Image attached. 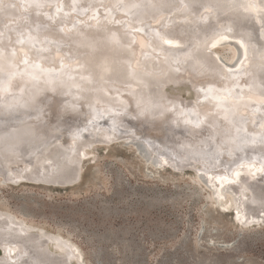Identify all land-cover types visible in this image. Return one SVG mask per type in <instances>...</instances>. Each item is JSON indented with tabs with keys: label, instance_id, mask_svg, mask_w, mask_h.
I'll list each match as a JSON object with an SVG mask.
<instances>
[{
	"label": "bare ground",
	"instance_id": "bare-ground-1",
	"mask_svg": "<svg viewBox=\"0 0 264 264\" xmlns=\"http://www.w3.org/2000/svg\"><path fill=\"white\" fill-rule=\"evenodd\" d=\"M44 1L0 0V34L2 36L4 32L6 47L12 50L9 56L0 54V67L4 66L3 70L8 73L0 77L2 95L0 134L7 133V127L9 128L11 122L23 125L20 128L27 129L31 137L39 133L45 134L46 137L61 124L68 127V132L66 131L67 134L63 132V137L66 135V140L63 141L58 138L52 139L58 134L57 132L46 141L22 138L20 146H23V153L27 159L5 157L0 154V165L7 168L3 176L16 184L19 181L41 183L36 180L38 178L47 179L41 183L42 185L59 186L60 182L70 184L78 178L79 161L76 155L83 146L89 144L91 139L85 138L84 141L75 142L74 146L68 148H64L62 144H67L76 136H82L79 135V128L89 129L87 131L89 133L94 132L95 127L100 128L94 119L99 121L106 116L110 120H121L127 116L131 118L130 116L135 112L143 113L146 117L150 116V124L148 122L147 126L149 130H145L144 135L141 132L137 142L153 141L155 137L150 132L157 130L153 128L155 126L162 128L176 125L185 127L186 130L193 127L191 132L196 130L197 133L189 136V140L188 137H181V140L175 139L174 142L181 145L185 141L190 147L184 150L198 151L203 155L204 161L192 160L194 163L191 164L201 165L203 171L212 177L211 181L217 187V191L226 188L229 190V183H237L250 190L247 182H251L256 175L264 176V113L251 115L252 121L247 129L243 128L244 122L238 115L242 105L249 99L264 97V84L260 86L259 93H249L250 90L259 88V81L254 83L253 74L247 77L244 84L237 82L232 75L227 74L224 79L222 69L218 68L212 57L204 52L213 42L216 46L230 43L236 49L234 57L237 56L234 65L229 64L230 70L241 71L243 67L264 76V25L259 19L260 14L264 16V0H87L88 3L71 8L60 0ZM182 4L187 8L173 11ZM207 4L213 5L214 11L207 8ZM73 10L81 13H73ZM202 11H210L212 14L205 13L201 18ZM131 15L141 16V19L138 18L130 24ZM26 17L37 18L28 19L27 24H22ZM230 18L239 24L240 30L236 34L227 27ZM199 26L201 28H198ZM31 27H35L37 31L27 36L25 32ZM11 28L14 32L7 38ZM61 30L66 34H57L61 33ZM195 30L202 32L198 36L190 34ZM245 30L247 33L250 32V36ZM256 30L260 41L256 40ZM51 31L55 32L53 38H49L51 33L48 32ZM191 35L194 37L191 38ZM112 36L118 38V41L112 39ZM69 40L83 42L90 48L101 47L103 51L110 47L108 52L116 59V64L113 67L111 65V69L118 80L107 85L102 80H96V77L95 80L92 79L91 76H95L94 72L97 69L94 67L98 60L97 56L88 64H83L84 58L79 59L78 62L65 58L64 53L68 52L66 42ZM20 43L30 46L36 52L41 53L46 50L49 57H53L52 62L39 69L31 66L30 60L24 61L23 56L28 51L24 46H18ZM146 44L151 48L148 49ZM48 45L53 46L48 47ZM236 47L239 49V56ZM57 48H60L59 52H56ZM147 53L150 55L147 56ZM152 53L156 56L154 57ZM199 56L210 59L211 65L217 68L215 77L210 75L209 69L201 67ZM146 60L150 62L148 66ZM178 60H187L189 68L191 66L198 75L192 77L185 69L173 73V68L175 70L178 68L174 61ZM160 65H165V70L169 68L167 75L170 76L172 84H188L193 89L194 96L191 102L184 103L176 95L164 94L163 89L168 83L161 85L160 82L164 81L165 75H159V71L155 69ZM96 66L99 65L96 63ZM49 70L52 72L51 74L47 72L50 78L36 80L35 76L39 71ZM78 79L84 81L89 79L92 84L96 82L91 93L104 96L108 103H92L90 90L86 95H80L81 99H76L73 88ZM135 81L140 87L130 84ZM22 85H30L29 94L24 95L23 90L19 91ZM46 89H50V92ZM86 91L87 89L84 92ZM20 96L24 98L22 103L18 100ZM200 104L212 106L209 115L198 108ZM9 108H14V111L6 115L5 112ZM76 118L79 121L78 125L73 124L72 121L68 123L69 120ZM213 124H215L214 129L211 128ZM260 128L263 130H259ZM100 132L108 131L100 130L98 133ZM135 133H125L123 136L127 140H132L131 136ZM257 141L261 142L258 147L236 151L242 145L250 146L252 142L256 144ZM211 145L215 146L213 151H210ZM137 149L138 154H141L146 161L152 159L154 163L176 166L165 154L154 148L148 146L145 153ZM223 164L227 169L219 171V167ZM15 165L18 168L14 173ZM22 165L26 167L24 170ZM202 175L206 178L205 174ZM205 180L207 182V178ZM254 184L258 186L259 196H263L264 188ZM234 199L237 211L236 214L233 211V214L238 222L250 225L264 221L263 206L258 204L240 214L238 207H241L244 201L237 193H234ZM21 221H18V218L16 220L7 211L0 210V247L3 252L0 256V264H64L65 261L81 263L78 249L76 250L67 239L44 231L29 233L30 228ZM48 242H53V248L58 249L62 255L48 251L46 246Z\"/></svg>",
	"mask_w": 264,
	"mask_h": 264
},
{
	"label": "rangeland",
	"instance_id": "rangeland-1",
	"mask_svg": "<svg viewBox=\"0 0 264 264\" xmlns=\"http://www.w3.org/2000/svg\"><path fill=\"white\" fill-rule=\"evenodd\" d=\"M186 8L182 4L173 11ZM202 13L200 17L210 11ZM205 50L222 69L224 79L228 74L244 84L252 74L243 67L241 71L229 69L237 60L232 44L216 46L213 42ZM163 92L176 95L184 103L194 96L193 89L182 83H168ZM198 108L206 115L212 110L209 104ZM241 108L238 115L247 129L251 115L264 113V97L251 98ZM158 132L151 130L150 134L155 137ZM140 134L136 132L133 137L139 140ZM98 138L108 142L82 147L76 155L78 178L70 184H16L3 182L0 174V210L22 220L29 233L44 231L67 239L78 249L80 264H264V221L243 225L234 217V193L245 201L251 190L229 183V190L217 191L212 177L198 163L196 169H178L152 159L146 161L134 141L129 143L125 137L117 139L112 133L100 132ZM75 140L62 146L72 147ZM17 168L15 165L14 173ZM226 169L225 164L219 167V171ZM199 172L205 174L206 183L198 178ZM254 178L252 181L263 189L264 176ZM46 246L48 251L62 255L53 248V242ZM2 253L0 247V256Z\"/></svg>",
	"mask_w": 264,
	"mask_h": 264
},
{
	"label": "water",
	"instance_id": "water-1",
	"mask_svg": "<svg viewBox=\"0 0 264 264\" xmlns=\"http://www.w3.org/2000/svg\"><path fill=\"white\" fill-rule=\"evenodd\" d=\"M41 1H44V0H41ZM60 1H62V3L64 2V4H67L68 6H70V8H71V6L78 7V6H80V4L88 3L87 0H60ZM44 2H49V1L46 0ZM213 7H214L213 5L207 4V8H211L214 11ZM73 11H71V12L76 13V14L77 13L78 14L81 13L80 11H77V10H73ZM186 12H191V11H186ZM258 13H260V12H258ZM210 14H212V12ZM209 17H210V20H212V17L211 16H209ZM36 18H27L26 17L24 23H22V24H27L29 20H32V19L35 20ZM138 18L141 19V16H137V15L133 16V15H131L130 18H129L130 19L129 23L132 24L133 22L138 20ZM259 19L261 20L262 24L264 25V16H263V14H260ZM37 25L41 26V24H37ZM227 27L229 29H231L235 34L238 33V31L240 30L239 24H237L235 22V20H233L232 18H230L228 20ZM198 28H201V26H199ZM13 30L14 29H12V28L9 30V33H7L8 34L7 38H8L9 35H11L10 33L14 32ZM36 31L37 30H36L35 27L34 28L31 27L25 32V34H27V36H28V34H34V32H36ZM53 32L54 31L48 32V34L51 33V35H50L51 37H49V38H53L54 37L55 32L54 33ZM60 32L61 33H57V34H59V35L66 34L65 31L61 30ZM201 32H199L198 30H195V31H193V33H190V34H193L194 36H198V34L201 33ZM246 33H247V31H246ZM247 34H248V36H250V32L249 31H248ZM254 34H255V31H254ZM168 35H170V34H168ZM188 36H189V34H188ZM194 36L191 35L190 37L192 38ZM256 36H257L256 40L260 41V38L258 36V31L257 30H256ZM43 37L45 38V36H43ZM5 39H6V37L4 36V32H3L2 36L0 34V54H3V55L5 54V55L9 56V53H11L12 50H10L9 48L7 49L8 46L6 47V42L7 41H4ZM46 39H48V38H46ZM112 39L118 41V38H116L114 36H112ZM66 43H67V45L66 44H63V45L64 46L66 45V48H67L68 52H65L64 56H65V58H67L70 61L71 60H76L78 62L79 59H83L84 58L85 62H83V64L84 63L88 64V62H92V60L96 56L98 57L97 58L98 60H97L96 63L99 66H96V63H95L94 67H96L97 69L94 72L95 76L94 75L91 76L93 80H95L94 78L96 77L97 78L96 80H102L107 85L110 84V82L118 80L116 78V76L113 75L114 72L111 69L113 67V65L116 64L115 63L116 59L113 58L111 53L108 52L110 47H108V50L106 49V51H103V49L100 47L101 49L99 48L100 49V51H99L98 47H91L90 48V46L88 47V45L83 43V42L82 43L81 42L78 43V41L73 42L72 40H69ZM73 45L75 46L74 48H73ZM18 46H24V48H26V50L28 51V52H26V55L23 56V58L25 59L24 61H29L30 60V62L32 64L31 66H33V67L35 66L37 69H39L41 67L44 68L46 66L45 64H48L49 62H52L51 60H52L53 57L52 58L49 57V54H47L46 50H43L42 52L44 54H41L42 52L41 53L40 52H36L30 46H27V45L25 46V44H21L20 43ZM50 46L52 47L53 45H48V47H50ZM146 46L149 49V47H150L149 44H146ZM47 48H45V49H47ZM59 49L57 48L56 52H59ZM93 50H96V51H93ZM237 51H238V56H239L240 52H239L238 48H237ZM93 52H95V53H93ZM21 53H20V55H21ZM93 54H99V55H93ZM146 55L149 56L150 54L147 53ZM195 55L196 54H194V56ZM248 55L250 57V52L248 53ZM198 59L201 62V64H200V65H202L201 67L203 69H209V71L211 73L210 75L212 77H215L216 72H217V70H216L217 68L215 66L211 65L210 59L207 60V58L204 57V56H202V57L199 56ZM211 59L214 60L213 58H211ZM59 60H61V59H59ZM145 62H147L146 66H148L149 63H150V62H148V60H146ZM186 62H187V60H184V61L183 60H178L176 62L174 61L175 65H177L178 68L176 70H175V68H173L174 69L173 73H176L177 71H181V70L185 69L186 71H188L192 75V77L197 76L198 72H194L193 68L191 66L189 68V64H188V62L187 63ZM111 65H112V67H111ZM164 66L165 65H160L159 68L158 67H156V68L154 67L155 69H157V72L159 71L158 72V73H160L159 75H162V74L165 75L164 81L160 82V83H162L161 85L166 84V83H171L170 81H172L170 76L167 75L168 71H170L169 68H167L168 70L167 69L165 70ZM3 67L4 66L0 67V77H3L5 75V73H7L6 70H3ZM33 67H31V68L33 69ZM48 68H49V66H48ZM80 68H81V66H80ZM47 72L50 73V74L52 73V72H50V70L46 71V72L45 71H39V73H37L36 76H35L36 80L39 81V79L42 80V78L47 80L48 78H50V76H49L50 74H47ZM251 73L253 74L254 83H257L259 81L258 82L259 88H256V90H250L249 93L250 92L251 93H259L260 88H261L260 86L264 84V76H262L260 73L259 74L255 73V72H251ZM109 79H110V81L108 82ZM78 81H77V84L73 88L74 89L73 92L75 93L76 99L77 98L81 99L80 95L84 96V94L86 95L87 93H89V90H90L89 96L91 97L92 103H96V102L97 103H99V102L108 103V100L105 99L104 96H96L93 93H91V89L93 88L94 85H96V82H94V84H92V83H90L91 80H89V79H87L86 81H84V79H78ZM135 82H130V84H133V86L135 85L136 87L140 85L138 82H136V83ZM29 87H30V85H22L21 89L19 91L23 90V94L24 95L27 94V93L29 94L30 93L29 90H28ZM85 89H87L86 93L84 92ZM46 90H44V91H46ZM47 91L50 92V89H48ZM76 91H78L79 93H76ZM158 91H160V90H158ZM60 93H58V94H60ZM1 96L2 95L0 94V98H1ZM18 98H19L18 99L19 103H22L24 101V98H22V96H20ZM26 98L27 97H25V99ZM13 109L9 108L8 110H6V112H5L6 115L12 114L13 111H14ZM260 114L262 116V113H260ZM130 117L131 118H129V116H127L126 118H122L121 120H114V119L110 120V119H108L105 116L103 118H100L99 121H97L96 119L93 118L94 121L97 122L98 127H100V128H96L95 127V131L99 132L100 130H103V131L105 130V131H108V132H112L114 134V136L118 137L117 139H119V138L121 139V138H124L123 135L125 133L129 134L130 132H134V133L135 132H137V133L138 132H142V134L144 135L146 133L145 130H149L147 126H148V122H149V117L150 116L146 117V116H144L143 113L141 114V113L135 112V113H133V116H130ZM71 121H72L73 124H76V125L79 124L78 118H76L74 120H69L68 123H70ZM211 121L213 122L214 120H211ZM149 124H150V122H149ZM21 126H23V125L16 124L15 122H11V124H9V128L7 127V130H6L7 133H5L4 135L0 134V154H1V156H5V157H9L10 156L12 158H16L17 157V158H21V159L22 158H26L24 153H23V151H24L23 150V146L22 147L20 146L22 141H23L22 138H26V139H29V140H32V141H36V140L46 141V140H50L53 137L54 132H57L58 134L56 136H54L52 139L58 138V139L63 141V140H66V135H65V137H63V132H65V134H67L66 131L68 132V129H67L68 127H64V124H61L58 127L56 125L55 127H57V128H54V131L49 132L46 135V137H44L45 134H40V133L34 135V137H31L32 135H30V136L28 135V130L25 129L24 127L20 128ZM212 126L213 127H211V128L214 129L215 124H213ZM153 128H156L157 130H159V132H158L159 136H155V139L153 141L146 140L147 143H144L143 141L142 142H137V139H135L133 136H131L133 139L130 140L129 143H132L134 141L135 146L137 148H139L141 151H143L144 153L146 151V148L148 149V146L151 147V148H154V149H156V150H158L160 152H162V154H165V156L168 159H170L174 163V165L176 164L175 167H177L178 169H182V168H185V167L186 168L187 167H192V168L196 169V166L192 165L191 163H194L193 161H195V162L204 161V160H202V159H204L203 155L199 154L198 151H191L190 149H189L190 151L187 150V149L184 150V148L190 147V145L187 142L183 141L182 142L183 144L181 143V145L176 144L174 142L175 139L176 140H181L182 139L181 137H188L187 139L189 140L190 139L189 136H194V134L197 133L196 130H194V132H191V130H186L185 127L182 128V127H178L176 125L170 126V127L163 126L162 128H159V127L155 126ZM78 130H79L78 131L79 135H82V137L84 139L85 138H90L91 139V141L89 142L90 145L95 143V142H99V141L100 142H108V139L104 140L103 138H101V139L98 138V133L95 136V131H94V133L91 131L89 133V135H88L87 131L89 129L87 130L86 128H79ZM16 138H17V140H14ZM75 139H76L75 140L76 142L82 140V138L80 139L79 136H76ZM6 141H11V142H6ZM254 143L255 142H252V144L250 146L242 145L239 149H236V151H239L241 149L242 150H246V149H248V147H258V144L261 145V142H258V141L256 142V144H254ZM90 145H87L86 147H88ZM252 145H254V146H252ZM213 149H215V146L211 145L210 151H213ZM193 150H196V149H193ZM219 155H221V154H219ZM204 156H206V155H204ZM153 159H155V156H153ZM6 169L7 168L4 165L3 166L0 165V174H2V175L5 174L6 171H7ZM198 178L201 181L206 183V180H205L206 178L202 175L201 172H199ZM2 179H3V181L10 180L9 178H6L5 176H2ZM36 180H38L41 183L42 182L44 183L45 180H47V179L38 178ZM60 183L64 184L66 182H60ZM247 186H248V188H250L252 193H250L248 195L246 200L242 203V206L238 207L239 211H240V214H243L244 212H247L248 210H250V208H252V207H254V206L258 205V204L260 206L264 207V197L263 196H259L258 189H257L258 186L255 185L252 181L251 182H247ZM229 205L231 207L234 206L233 203H229ZM263 216H264V214H263ZM64 264H68V262L65 261Z\"/></svg>",
	"mask_w": 264,
	"mask_h": 264
}]
</instances>
